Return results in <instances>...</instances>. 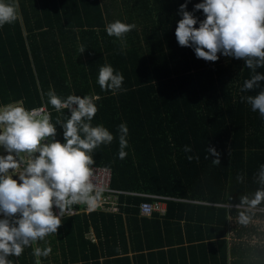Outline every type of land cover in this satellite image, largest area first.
Returning a JSON list of instances; mask_svg holds the SVG:
<instances>
[{
    "label": "trees",
    "instance_id": "obj_1",
    "mask_svg": "<svg viewBox=\"0 0 264 264\" xmlns=\"http://www.w3.org/2000/svg\"><path fill=\"white\" fill-rule=\"evenodd\" d=\"M200 2L190 0L186 10ZM182 3L19 0L17 21L0 27V107L23 100L27 110L50 112L55 124L70 113L48 103L50 89L61 98L99 96L91 123L114 140L94 150L93 167L110 170L112 190L170 199L162 217L138 218V205L147 200L121 197L119 215L61 219L56 235L11 257L14 264H264V203L249 212L247 226L238 223L241 210L234 207L259 187L264 119L241 97L260 89L240 91L251 75L243 61L220 56L206 62L178 45ZM194 15L204 19L202 12ZM116 20L137 27L124 40L109 37L106 26ZM106 63L122 73L127 91L101 90L98 71ZM121 123L129 130L123 160ZM56 138L64 142L58 125ZM185 145L192 152L186 154ZM208 147L220 153L219 166L215 157L205 159ZM187 155L199 160L189 162ZM49 245V256L33 255Z\"/></svg>",
    "mask_w": 264,
    "mask_h": 264
},
{
    "label": "clouds",
    "instance_id": "obj_2",
    "mask_svg": "<svg viewBox=\"0 0 264 264\" xmlns=\"http://www.w3.org/2000/svg\"><path fill=\"white\" fill-rule=\"evenodd\" d=\"M190 0L179 6L175 37L180 47L191 48L197 59L216 62L220 56L243 61L251 72L243 82L241 92L260 89L252 96L241 97L264 119V0H202L187 11ZM19 0H0V27L18 19ZM202 12L204 19L194 14ZM198 25V27H196ZM136 25L119 20L106 26L109 37L120 40L135 30ZM85 51L82 45L79 49ZM219 54V55H218ZM97 83L102 91L113 94L127 91L123 88L124 76L110 64L99 68ZM48 103L57 111L66 109L70 116L57 118L53 124L51 113L44 109L27 110L23 100L0 107V264H14L11 257H19L25 248L48 235H56L65 211L74 204H84L95 209L104 192L93 183L94 150L110 145L114 136L103 125H92L98 108L99 96H57L54 90L47 92ZM75 106V107H74ZM57 125L62 129L63 143L57 140ZM128 127L118 125V158L127 156ZM183 151L192 152L185 145ZM213 166L220 165V153L214 147L207 148ZM25 153L27 161L20 157ZM187 160H199L187 155ZM18 171L16 179L13 172ZM237 182H244V175L237 174ZM259 185L255 192L239 197L234 207L239 211L238 223L247 226L253 221L249 212L264 203V164L255 174ZM231 199V198H230ZM233 206V205H231ZM53 208L58 210L54 213ZM51 246L36 247L35 257H47ZM36 264H40L37 260Z\"/></svg>",
    "mask_w": 264,
    "mask_h": 264
},
{
    "label": "built area",
    "instance_id": "obj_3",
    "mask_svg": "<svg viewBox=\"0 0 264 264\" xmlns=\"http://www.w3.org/2000/svg\"><path fill=\"white\" fill-rule=\"evenodd\" d=\"M75 107V106H74ZM44 109V108H41ZM46 112V110L44 109ZM93 178L92 181L96 187L103 188L104 192L95 209H89L84 204H74L71 209L65 211L62 215V220L65 218H70L80 214H91V213H102L119 215L120 209L123 204L120 203L121 197L137 198L143 201L138 205V218H150L153 215L162 217L165 213V205L163 201H170V199L161 198L157 196L137 194V193H127L121 191L112 190L111 185V172L109 169L104 167H93ZM54 213H58V210L53 208Z\"/></svg>",
    "mask_w": 264,
    "mask_h": 264
},
{
    "label": "rangeland",
    "instance_id": "obj_4",
    "mask_svg": "<svg viewBox=\"0 0 264 264\" xmlns=\"http://www.w3.org/2000/svg\"><path fill=\"white\" fill-rule=\"evenodd\" d=\"M5 153L3 152V149L2 148H0V155H4ZM20 157H22L24 160H25V162L27 161V159H28V157H27V155L25 154V153H21L20 154ZM14 173H16V175H18V171H14ZM17 178V177H16ZM18 179V178H17Z\"/></svg>",
    "mask_w": 264,
    "mask_h": 264
},
{
    "label": "water",
    "instance_id": "obj_5",
    "mask_svg": "<svg viewBox=\"0 0 264 264\" xmlns=\"http://www.w3.org/2000/svg\"><path fill=\"white\" fill-rule=\"evenodd\" d=\"M14 179H16V178H14Z\"/></svg>",
    "mask_w": 264,
    "mask_h": 264
},
{
    "label": "crops",
    "instance_id": "obj_6",
    "mask_svg": "<svg viewBox=\"0 0 264 264\" xmlns=\"http://www.w3.org/2000/svg\"><path fill=\"white\" fill-rule=\"evenodd\" d=\"M95 241V240H94Z\"/></svg>",
    "mask_w": 264,
    "mask_h": 264
}]
</instances>
